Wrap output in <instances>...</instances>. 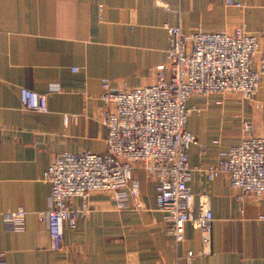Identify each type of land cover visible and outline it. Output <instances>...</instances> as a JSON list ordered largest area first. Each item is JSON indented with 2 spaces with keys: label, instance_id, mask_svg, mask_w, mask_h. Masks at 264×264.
<instances>
[{
  "label": "crops",
  "instance_id": "1",
  "mask_svg": "<svg viewBox=\"0 0 264 264\" xmlns=\"http://www.w3.org/2000/svg\"><path fill=\"white\" fill-rule=\"evenodd\" d=\"M238 1L0 0V258L5 264H264V197L239 196L226 173L208 178L201 168L215 162L221 148L264 134L259 105L264 71L251 97L224 91L186 99L195 109L185 126L197 138L187 149L189 185L195 209L200 192L210 196L208 244L189 221L180 241L166 231L163 211L155 206L153 175L139 166L132 174L144 206L117 208L109 191L93 190L87 214L77 216L73 226L63 222L58 249L36 215L49 204V182L41 174L56 152L105 149L107 130L98 119L101 77L128 87L155 79L156 64L167 61L164 24L179 23L183 31L243 25L259 40L253 56L258 66L264 59V0ZM20 86L44 92L47 110L23 107ZM246 120L249 129L243 127ZM69 203L77 205L78 196ZM18 206L26 210L23 225L4 226L3 213ZM189 248L193 255L186 259Z\"/></svg>",
  "mask_w": 264,
  "mask_h": 264
},
{
  "label": "built area",
  "instance_id": "2",
  "mask_svg": "<svg viewBox=\"0 0 264 264\" xmlns=\"http://www.w3.org/2000/svg\"><path fill=\"white\" fill-rule=\"evenodd\" d=\"M226 1L239 4L238 0ZM164 25L167 61L156 64L151 83L128 87L116 85L107 76L100 79L102 106L98 119L107 130L105 149L61 150L42 171V178L50 186L49 204L36 210V215L44 220L54 249L61 247L63 222L73 226L77 216L87 214L88 195L93 190L109 191L117 208L143 207L132 174L137 166L153 175L155 206L163 211L166 231L180 241L183 225L189 221L199 228L201 242L209 243V193L198 194L195 209L189 185L192 167L187 149L197 138L185 126L188 114L195 109L186 99L192 93L224 91L251 97L259 86L264 59L253 65L259 40L243 25L231 31L199 27L183 31L179 23ZM19 100L25 108L47 110L46 94L31 87H19ZM259 105L264 112V100ZM243 127L249 129L250 122L244 121ZM201 168L208 178L226 173L240 190L239 196L264 197V134L248 135L221 148L216 161ZM72 196H78L77 205H70ZM25 212L22 206L6 210L4 226L20 228ZM192 255L190 248L185 250L186 259ZM0 264H5L2 258Z\"/></svg>",
  "mask_w": 264,
  "mask_h": 264
}]
</instances>
